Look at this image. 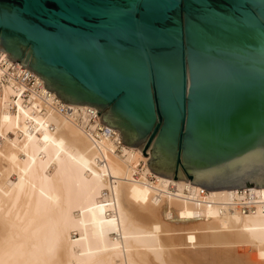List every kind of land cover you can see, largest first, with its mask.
Wrapping results in <instances>:
<instances>
[{"label": "water", "instance_id": "95a60500", "mask_svg": "<svg viewBox=\"0 0 264 264\" xmlns=\"http://www.w3.org/2000/svg\"><path fill=\"white\" fill-rule=\"evenodd\" d=\"M1 48L152 173L264 188V0H0Z\"/></svg>", "mask_w": 264, "mask_h": 264}, {"label": "bare ground", "instance_id": "6f19581e", "mask_svg": "<svg viewBox=\"0 0 264 264\" xmlns=\"http://www.w3.org/2000/svg\"><path fill=\"white\" fill-rule=\"evenodd\" d=\"M6 72L0 264H264V188L211 192L156 175L120 129L95 143L85 104L48 98L46 87L24 96ZM248 189L257 209L243 214Z\"/></svg>", "mask_w": 264, "mask_h": 264}, {"label": "built area", "instance_id": "2783aa9c", "mask_svg": "<svg viewBox=\"0 0 264 264\" xmlns=\"http://www.w3.org/2000/svg\"><path fill=\"white\" fill-rule=\"evenodd\" d=\"M6 67L7 72L5 77H12L16 80L17 84L21 87H25L23 95L31 91H42L45 87L44 83L36 76L35 73L29 71L27 68H23L22 65L9 61L5 54H2L0 51V68ZM46 90V89H45ZM48 98L51 97V92H47ZM62 112L72 111L68 106H60ZM98 110L95 107H86V115L89 121L88 131L94 140L95 143L101 140L103 137L115 138L117 136L116 132L113 129L108 128L103 123H101V115H97ZM122 145V141L118 140V146ZM240 195L242 199L237 202L236 207L243 214H247L253 211H256L257 206L255 205L254 197L250 194L248 189L243 191L240 190Z\"/></svg>", "mask_w": 264, "mask_h": 264}, {"label": "rangeland", "instance_id": "374dc122", "mask_svg": "<svg viewBox=\"0 0 264 264\" xmlns=\"http://www.w3.org/2000/svg\"><path fill=\"white\" fill-rule=\"evenodd\" d=\"M6 54V53H5ZM142 148H143V150H144V147H145V143L143 144V145H140ZM151 148L148 150V153H147V155H148V157H149V159H150V162L152 161V154H151ZM188 181H190V180H188ZM101 201H103V200H101Z\"/></svg>", "mask_w": 264, "mask_h": 264}]
</instances>
